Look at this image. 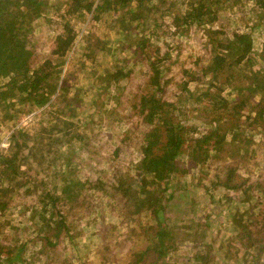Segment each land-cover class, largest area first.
Here are the masks:
<instances>
[{
  "label": "trees",
  "instance_id": "1",
  "mask_svg": "<svg viewBox=\"0 0 264 264\" xmlns=\"http://www.w3.org/2000/svg\"><path fill=\"white\" fill-rule=\"evenodd\" d=\"M65 1H68L65 11L57 14L60 27L50 41L49 55L42 58L25 25L45 11L47 0H0V122L12 123L19 113L31 110L32 106L38 108L48 103L57 108L52 111L55 113L52 120H48L49 127L42 128L44 131L29 134L18 127L9 135L8 152L0 154V212L6 211L18 194L32 196L30 209L34 214L40 213L46 228H55L56 236L75 238L63 216V208L67 212L87 206L86 199L96 201L117 194L130 204L125 219L136 227L127 233V238L140 231L136 237L144 243L135 255H130L128 264H144L147 260L149 264H172L176 241L182 238L177 239V232L163 223L161 214L176 194L179 199L193 197L208 204L205 210L197 203L193 209L199 213L198 221L182 229V237L187 239L189 249H193V264L214 262L210 241L214 236L207 231L210 215L225 218L235 234L239 246L231 247L226 242L230 245L228 252L254 246V256L264 253V185L258 175L264 172L256 173L244 186L247 177L243 176L249 171L233 161L237 156H247L252 163L261 162L259 145H263L264 153V41L258 49L249 31L231 29L227 33L220 26L223 24L218 14L220 9L228 7L239 9L248 0H181L182 12L172 14V34L191 26L197 29L200 45L205 49L204 55L198 53L196 57L200 65L193 71L183 67L178 51L173 56L163 51L159 58L146 59L149 75L145 84L149 90L140 98L141 129L136 136L126 129L128 138L136 144V159L131 162L133 165L129 164L128 171H118L111 180L102 173L105 171H100L99 178L93 181L82 178L73 160L75 153H88L91 146L87 139L82 143L86 149L80 151L75 147L78 140L86 138L85 133L76 131L80 94H69V85L59 77L63 57L75 41V30L65 16L82 19L83 13H93L92 18L97 19L99 13L119 10V20L123 22L131 13L130 4L134 1L138 8L143 0ZM170 1L157 3L159 8L166 5L163 12L160 10L159 20L170 14L167 3ZM250 1L253 4L250 11L258 25L264 22V0ZM147 3L146 8L155 4L153 0ZM59 8L60 4L54 12ZM139 15L140 12L131 17ZM126 23L121 25V30ZM137 40V45H143L147 39ZM156 49L158 52L159 48ZM122 75L121 69L107 73L114 80ZM220 76L224 77L225 88L221 87ZM172 80L174 85L176 82L179 85V94H185L184 101L198 99L205 103L209 113L179 120L177 115L184 112L179 111L180 103L175 105L157 96L163 94ZM193 84L196 86L191 90L189 85ZM84 95L89 98L92 94L85 91ZM95 96L90 98L92 102ZM131 171L135 175L129 179L126 174ZM241 197L246 198V204H241ZM216 202L217 208L213 205ZM253 202L258 207L256 211L245 209ZM109 206L113 219L117 220L114 208L117 205ZM91 213L92 210L79 213L75 217L77 226H82L79 218L86 219ZM148 215L153 217L151 223H145ZM9 248H4L6 252L1 254L0 264L23 260V244Z\"/></svg>",
  "mask_w": 264,
  "mask_h": 264
},
{
  "label": "rangeland",
  "instance_id": "2",
  "mask_svg": "<svg viewBox=\"0 0 264 264\" xmlns=\"http://www.w3.org/2000/svg\"><path fill=\"white\" fill-rule=\"evenodd\" d=\"M67 2L47 0L45 11L43 10L29 25H25L36 43L38 55L42 58L49 55L50 41L60 27L59 24L57 25L59 21L57 14L65 11ZM153 2L155 4L152 3L150 4L152 6L146 8L145 6L149 4L147 0H143L141 6L137 8L134 6L136 2L133 1L130 4L131 13L124 17L123 22L119 20L121 19L119 10L99 13L97 19L92 18L93 13H83L82 19L65 16L75 30V41L65 58L63 57L59 77L64 78L65 84L69 85V94H80L81 106L76 114V131L79 134L85 133L86 138L83 141L78 140L75 147L83 151L86 147L82 143L88 139L91 148L88 153H75L73 160L78 164L82 178L89 181L99 178L100 171H105L102 173L111 180L118 171L119 173L128 171L129 164L136 159L137 147L136 144H132L133 140L128 138L126 129H130L133 136L139 134L141 129L140 119L143 108L140 98L146 89L149 90V86L147 88L145 84L149 75L147 60L159 58L163 51H167L171 56L179 53L178 60L183 61L182 66L193 71L200 65L196 59L197 54L205 53V49L200 45L199 32L192 26L184 28L176 35L172 34V14L182 12L180 9L184 8V4L181 0L167 2L170 3V14L163 16L161 20H159L160 15L166 5H160L159 8L157 3L160 0ZM59 4L60 8L54 12ZM241 6L239 9L234 7L220 9L219 20L223 24L220 26L227 33L231 29L249 31L254 47L259 49L261 42L264 41V22L256 25L250 11L253 6L250 0L245 4L241 3ZM138 12L140 15L133 19L131 16L137 15ZM125 21L127 23L123 26L124 30H121V25ZM140 37L147 39L143 45H137L138 40L135 42V39ZM252 55L256 56L255 53ZM115 69H121L123 73L117 80L107 76L108 72L113 73ZM219 81L221 87L225 88L223 76L219 77ZM193 85H189L191 90L196 86ZM85 91L88 95H92L88 98L84 95ZM92 96H95L93 102L90 100ZM157 96L166 98L175 105L180 103L179 111L184 112L176 114L179 120L209 113L205 103L198 99L196 102L191 99L184 101L182 97H186L185 94H179V85L177 82L174 85L173 80L163 94L157 93ZM74 99L77 100V97ZM102 101H104L103 105H101ZM53 107L54 105L48 103L38 108L32 106L31 110L19 113L12 123L0 122V154L8 152V137L14 129L19 127L29 134L34 131L42 132V128L47 129L48 120H52L55 114L52 111L57 109ZM103 107L104 111H102ZM262 146H258V157L262 159L259 163H252V159L247 156L233 158L238 167H245L244 170L249 171L243 176L247 177V180L243 181L244 186L255 178L256 173L264 172ZM206 147L209 148V144ZM127 173L129 179L134 178V172ZM258 175L263 178L262 185H264V175ZM196 178L200 180L198 174ZM237 179H240V176ZM109 198L111 197L96 201H90L89 198L86 199L89 203L87 206L67 212L63 208V216L71 227L72 235H75V238H66L61 234L56 236L55 228H46V222L40 219V213L34 214V210L30 209L33 205L32 196L18 194L7 210L0 212V258L6 252L5 247L14 249L17 245L23 244L22 261L24 262L13 264H128L130 255H135L144 243L136 237L140 231H135L127 238V233H131V229H136L128 224L130 222L128 219H125L126 208L130 204H126L117 194ZM245 199L241 197L243 201L241 204H246ZM198 200L193 197L179 199L175 194L161 214L162 219L164 218L163 223L172 227L173 232H177V239L182 238L176 241L172 264L194 263L191 258L193 249L192 247L191 250L189 249L187 239L182 237V229L185 225L198 221L199 213H195L193 209L197 203L198 207L208 209L206 201ZM111 203L117 205L114 206L117 220L113 219L109 206ZM213 205L217 208L219 203ZM249 208L252 210L254 208L256 211L258 209L256 202L245 209ZM80 209L82 211L77 212ZM87 210H92L91 216L86 219L79 218L82 226H77L75 217ZM150 218L153 217L148 215L145 223H151ZM208 220L210 222L207 231L214 236L213 239L210 237L213 264H264V253L254 256V246L247 250L239 247L236 251L228 252L230 245L239 246L231 226L226 223L225 218L216 215H210ZM84 221L88 223L87 226L84 225ZM145 263L150 262L147 260Z\"/></svg>",
  "mask_w": 264,
  "mask_h": 264
}]
</instances>
